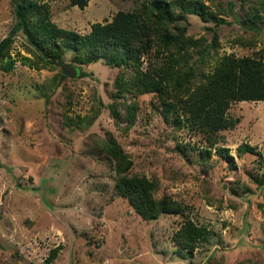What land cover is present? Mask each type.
Instances as JSON below:
<instances>
[{
  "label": "rangeland",
  "instance_id": "obj_1",
  "mask_svg": "<svg viewBox=\"0 0 264 264\" xmlns=\"http://www.w3.org/2000/svg\"><path fill=\"white\" fill-rule=\"evenodd\" d=\"M19 1L33 32L42 17L85 33L141 0H88L81 8ZM201 2L205 20L183 12L171 81L189 67L183 84L195 82L224 53L264 61V0ZM13 21L12 0H0V37ZM43 40L32 45L17 30L0 57L12 60L0 68V264H264V99L229 101L233 125L202 132L182 108L175 123L155 92L132 91L133 63H76L78 50ZM164 55L152 45L138 65H158ZM59 62L75 64L76 73L62 74ZM132 100L128 124L124 102ZM110 103L123 112L117 120ZM109 135L130 159L129 174L151 179L153 196L175 198L185 214L143 219L114 193L113 159L101 147ZM185 215L207 230L191 251L172 240Z\"/></svg>",
  "mask_w": 264,
  "mask_h": 264
},
{
  "label": "trees",
  "instance_id": "obj_2",
  "mask_svg": "<svg viewBox=\"0 0 264 264\" xmlns=\"http://www.w3.org/2000/svg\"><path fill=\"white\" fill-rule=\"evenodd\" d=\"M87 1L69 0V3L81 8ZM12 2L14 21L7 33L0 37V57L12 35L21 30L32 45L36 44L37 37L44 39L45 43L51 39H59L63 45L78 50L74 55L76 63H86L98 57H103L106 62L115 66L133 63L130 89L134 92H155L163 110L168 108L172 111L175 123L180 120L176 109L182 108L202 132H214L233 125L236 118L225 115L229 101L264 99V61L248 55L221 54L209 71L189 85L183 84L191 74L192 69L189 67L185 71H178V75L174 74L173 80H170L173 73L172 61L179 58L178 49L171 46L183 37V12L195 13L205 20V4L201 0H141L130 10H117L108 21H92L85 33L58 27L42 17L37 19V30L33 32L27 22V9L19 0ZM175 5L177 12L173 9ZM162 21L171 23L175 32L159 25ZM221 21L218 18L215 24ZM150 34H154L155 38H151ZM152 45L157 52L165 51L164 60L155 66L148 63L141 69L138 65L139 55L148 51ZM53 56L57 57V54ZM11 65L12 60L8 59L0 64V68L8 70ZM115 93L120 92L118 90ZM124 103L125 117L130 124L134 118L135 101ZM109 111L114 120L123 115L112 103L109 104ZM101 147L113 159L114 193L125 197L141 218H155L161 212L185 214V206L175 198L153 196L154 183L151 179L139 174H129L130 159L114 137L109 135ZM215 151L227 159L231 157L225 146H216ZM206 233L203 225L185 215L172 232V240L177 246L191 251L194 242L203 239Z\"/></svg>",
  "mask_w": 264,
  "mask_h": 264
},
{
  "label": "water",
  "instance_id": "obj_3",
  "mask_svg": "<svg viewBox=\"0 0 264 264\" xmlns=\"http://www.w3.org/2000/svg\"><path fill=\"white\" fill-rule=\"evenodd\" d=\"M60 71L65 75H74L77 71V68L74 64L59 62Z\"/></svg>",
  "mask_w": 264,
  "mask_h": 264
}]
</instances>
